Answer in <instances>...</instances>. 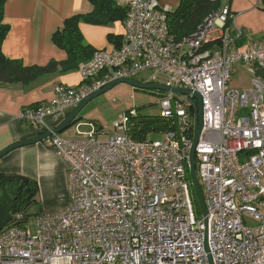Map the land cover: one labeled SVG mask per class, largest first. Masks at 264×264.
I'll return each mask as SVG.
<instances>
[{"label":"built area","instance_id":"2783aa9c","mask_svg":"<svg viewBox=\"0 0 264 264\" xmlns=\"http://www.w3.org/2000/svg\"><path fill=\"white\" fill-rule=\"evenodd\" d=\"M114 1L126 9L119 47L94 50L77 66L78 86L56 85L49 102L25 107L19 118L41 129L48 115L145 71L146 83L196 91L202 129L195 157L208 253L213 264H264V80L254 74L264 67V35H245L223 4L178 40L168 30L169 7ZM238 63L249 69V89L228 84ZM188 98L168 92L159 100V116L173 125L160 140L130 137L135 109L103 139L93 123L74 138H48L67 164V205L34 216V232L24 213L15 212L0 231V264H208L188 176L194 126Z\"/></svg>","mask_w":264,"mask_h":264},{"label":"crops","instance_id":"0c3cea01","mask_svg":"<svg viewBox=\"0 0 264 264\" xmlns=\"http://www.w3.org/2000/svg\"><path fill=\"white\" fill-rule=\"evenodd\" d=\"M163 7L175 10L180 0H157ZM235 15V25L245 35L259 38L264 35V0H222ZM92 6L88 0H5L3 22L9 26L2 42V52L8 59L21 60L26 66L45 65L51 60L62 61L66 52L52 41V35L62 28L68 17L87 13ZM124 21L107 25L79 22L83 42L95 49H111L120 45ZM112 36L113 39H109ZM218 32L210 34L215 40ZM244 49V43H239ZM81 82L77 70L42 75L28 84H0V151L21 140L35 137L39 127L22 121L19 114L31 105L49 102L55 86L76 87ZM229 86L241 90L251 87V75L246 65L238 63L229 80ZM53 113L44 121L43 129L57 126L70 112ZM80 123V122H78ZM42 129V130H43ZM0 173L15 174L35 181L36 205L39 212L61 211L67 202V164L47 141L23 146L0 158Z\"/></svg>","mask_w":264,"mask_h":264},{"label":"trees","instance_id":"16d2710c","mask_svg":"<svg viewBox=\"0 0 264 264\" xmlns=\"http://www.w3.org/2000/svg\"><path fill=\"white\" fill-rule=\"evenodd\" d=\"M88 1L92 6L91 11L68 17L64 20L62 28L57 29L52 35V41L58 48L66 52V58L62 61L51 60L45 65L26 66L21 60L8 59L3 55L2 42L7 35L9 26L3 22L5 0H0V84L21 83L25 85L42 75L58 70L63 72L77 70L80 62L88 60L94 50L83 42L79 31V22L107 25L114 21H124L126 14L125 7L117 5L114 0ZM219 7V0H180L175 10H170L167 13L169 33L178 40L186 37L194 31L205 16L217 11ZM109 39H113L112 36H109ZM102 75V73L98 74L96 79ZM90 123L95 124L98 131L103 128L94 121ZM171 129H173V125L169 119L160 116L145 117L138 113L137 117L130 122L128 133L133 139L143 140L152 133L160 134ZM1 178L2 174L0 173ZM8 190L13 197L17 196V205L12 213L20 211L25 214L31 206L36 204L37 184L35 181L11 182Z\"/></svg>","mask_w":264,"mask_h":264},{"label":"rangeland","instance_id":"374dc122","mask_svg":"<svg viewBox=\"0 0 264 264\" xmlns=\"http://www.w3.org/2000/svg\"><path fill=\"white\" fill-rule=\"evenodd\" d=\"M219 1H220V6H222L223 5L221 2L222 0H219ZM169 10H171V9H169ZM203 19H202V21H203ZM202 21L200 23H202ZM167 26H168V20H167ZM120 44H121V42H120ZM113 48H117V47H113ZM113 48H111V49H113ZM259 68H261V67H259ZM149 75H150V72L145 71V72L140 73L139 75L135 76L133 79L137 80L139 82H146V79L149 77ZM260 79H262V78H260ZM159 84H163V83H159ZM166 86H168V85H166ZM169 87H172V86H169ZM174 88H177V87H174ZM182 89H187V88H182ZM167 94H168V92L159 91V90H155V89L135 88V87H133L129 84H126V83L117 84V85L113 86L112 88H110L109 90L101 93L100 95H98L95 98H93L92 100H90L82 108V110L79 112L78 117H77V119H75V121H73L70 125H68L64 130H62L58 134H52L48 138L52 137L53 135H59L62 138H74V137H76V130L77 129L80 132H88L90 130V127H89L90 122L94 121L95 123H97L103 127L101 136H99V138L103 139V138H105L104 134H107V133H110L113 131V128H112L113 122L117 121L121 116L128 114L132 109H135L140 115L145 116V117L146 116L147 117L159 116L160 110H161L160 105H159V100ZM178 96H180V95H178ZM185 96H187V95H185ZM189 99H191V97H189L188 100ZM189 104H190V102H189ZM201 111H202V105H201ZM190 114L194 116L193 108L191 107V105H190ZM78 122H80L81 124L77 128ZM43 127H41V131H39V134L51 129V128H49V129L44 130ZM201 129H202V127H201ZM163 133H164V131L160 134L159 133H152V134L148 135L147 138L152 139V140H160V139H162ZM200 135H201V132H200ZM200 135H199V137H200ZM192 138H193V136H190V148H191ZM47 139H45L43 141H47ZM198 141H199V138H198ZM198 141L195 145V149H196V146L198 144ZM189 151H190V149H189ZM195 169H196V175H197L196 157H195ZM188 176L190 179V175H189V153H188ZM197 179H198V176H197ZM68 197L69 196H68V189H67V202H68ZM67 202L65 204V207L67 205ZM196 204H197V202H196ZM197 210H198L199 217L202 218V220H203V216L201 215V211L198 207V204H197ZM61 211H59V212H61ZM59 212L42 213V212H39V209H38L37 215L38 214H40V215L41 214H56ZM13 214L14 213L11 212L12 217H13ZM206 217H207V213H206ZM26 219L30 223L31 231L34 232V224H33L34 216L27 217L25 215V220ZM11 221H12V218L9 221V223ZM203 226H204V224H203ZM207 260H208V256H207ZM211 260H212V258H211ZM212 263H213V261H212ZM208 264H209V260H208Z\"/></svg>","mask_w":264,"mask_h":264},{"label":"water","instance_id":"95a60500","mask_svg":"<svg viewBox=\"0 0 264 264\" xmlns=\"http://www.w3.org/2000/svg\"><path fill=\"white\" fill-rule=\"evenodd\" d=\"M255 76L264 79V67L257 68L254 72ZM120 83H126L129 84L135 88L140 89H155L159 91H165L169 93H173L176 95H187L191 97L189 99L190 105L193 108L194 116V126H193V138L191 143V148L189 151V175L191 180V185L193 188L194 196L197 201L198 207L201 211V215L203 216V224H204V248L207 252L209 264H213L211 260V256L208 253L207 248V217H206V207L204 204V199L202 195V190L199 184V181L197 179L196 175V169H195V145L198 141L201 127H202V111H201V97L200 95L191 89H182V88H174L169 87L164 84L159 83H146V82H139L134 79H128V78H119L115 79L105 86L101 87L100 89L92 92L87 97H85L82 101H80L75 107H73L68 115L55 127L51 128L50 130H47L35 137L17 141L3 150L0 151V158L8 154L10 151L20 148L23 146L35 144L38 142H41L45 139H47L52 134H58L62 130H64L68 125H70L75 119H77L79 112L82 110V108L93 98L100 95L101 93L109 90L113 86L120 84ZM27 182L28 179L26 177H21L19 175L15 174H3L2 178L0 179V231L3 230L4 227L9 223L11 220V212L17 205V196L13 197L8 190L9 183L11 182ZM38 207L36 205L31 206L26 212L25 215L27 217L29 216H35L37 215Z\"/></svg>","mask_w":264,"mask_h":264},{"label":"bare ground","instance_id":"6f19581e","mask_svg":"<svg viewBox=\"0 0 264 264\" xmlns=\"http://www.w3.org/2000/svg\"><path fill=\"white\" fill-rule=\"evenodd\" d=\"M195 201H196V199H195ZM197 202V201H196Z\"/></svg>","mask_w":264,"mask_h":264}]
</instances>
